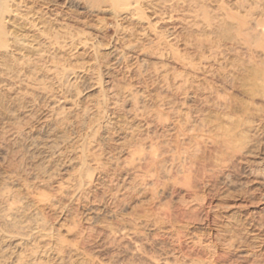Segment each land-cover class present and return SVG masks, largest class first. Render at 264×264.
<instances>
[{
	"label": "rangeland",
	"instance_id": "obj_1",
	"mask_svg": "<svg viewBox=\"0 0 264 264\" xmlns=\"http://www.w3.org/2000/svg\"><path fill=\"white\" fill-rule=\"evenodd\" d=\"M183 3L144 9L148 29L70 0H9L28 16L9 13V43L33 49H12L26 69L0 80V264L61 250L65 264H264V0ZM81 66L87 78L69 76Z\"/></svg>",
	"mask_w": 264,
	"mask_h": 264
},
{
	"label": "bare ground",
	"instance_id": "obj_2",
	"mask_svg": "<svg viewBox=\"0 0 264 264\" xmlns=\"http://www.w3.org/2000/svg\"><path fill=\"white\" fill-rule=\"evenodd\" d=\"M70 1L75 3L76 5H78L86 14H89L90 16H93V17H97V16H101V15L112 16L114 18H119L121 21H124L125 23H128V26L131 25V27L133 25H136V24L142 25L143 23H146L145 24L146 27L144 26L142 28H148L149 29V28H151L152 24H151L148 17H143V15H142L143 10L148 9L150 11V14H151L150 16H153L157 13L158 8L164 7V4H166V2L169 0H70ZM183 1H184V3L186 2V0H183ZM197 4H198V1H197ZM200 6L201 5L197 6L195 4V2H193V3L188 2V4H187L188 8L187 9L190 10L191 8L196 7V9H193L196 12V16L198 17V15L200 14L202 19L205 18L204 20L201 19L200 23H202V21L204 23V21H205V23L209 24L210 20L212 21V19L203 10H201L202 6L201 7ZM15 11H16V8L9 5V0H0V80L1 81L4 80L6 82H9V63H10L12 70L15 69L16 66L18 67V65H20L21 69H24L27 65V62L25 61V56L23 54L19 53L18 51H17L18 52L17 54L16 53H10V51H14L12 49H15L16 46H22L24 48L33 49V46L30 43V41L25 42L23 40L24 43H23V41H22V43L19 42L20 40H22V38H24L23 36H21L22 38L20 40H19L20 36H19V38L12 36V37H14L13 39L11 37L12 44L9 43V31L6 30V24H8V22H9V13H11V16H13L14 19L16 18L18 20H27V17H28V16L26 17L24 14H20L18 11H16V12ZM34 14L37 15L35 12H34ZM33 17H35V16H33ZM41 23H43V22H41ZM32 27H36L39 29V27H37L36 23L35 24L33 23ZM128 29H130V28H127V30ZM245 32H246V30H245ZM132 33L134 34V32H132ZM60 35L61 34H58L57 32H54V33L47 32L46 33L47 37H45L42 33H39V36L41 38H43V39L47 38L48 39L47 43H48L49 47L50 46L53 47L54 45H58L60 43L59 38L64 37V36H60ZM68 37H69V39H72L71 38L72 34L69 32H68ZM84 41L85 40H83L82 42H84ZM47 43H44V44L46 45ZM126 45L129 46V48H130L129 43H127ZM32 51H34L35 55H37L39 57L41 56L39 49H35ZM106 54L109 57H113L114 59H117V57H118V52L115 48H110ZM17 67H16V69H17ZM54 67H56L57 72L59 70L64 69L63 65L55 64ZM14 73H15V71H14ZM68 74H69V76L77 78V79H85L89 75V68H86L85 66H81V68H75V69L70 70V72ZM13 77H14V75H13ZM17 81H19V80H17ZM162 85H161V88H164V86H162ZM92 87H93V85H87L77 94L75 93V91L72 88H70L67 90V95H65L63 97V99H62L63 101H61V102L65 103V104L66 103L72 104V102L76 98L77 99H85V98H87L90 91L92 90ZM42 91L43 90L39 91V93L41 95H46V93L42 92ZM121 93L123 94V97L125 98L126 102H132L133 104L136 103L135 96H138V94L133 89H131L129 87L128 88L124 87ZM141 113H143V112H141ZM138 116H139V114H138ZM157 116L159 117L158 114H157ZM142 150H143L142 148H138L135 150L134 155L136 156L135 158L137 160L141 159ZM51 154H53V153H51ZM96 164H98V163H96ZM178 166H179V164H178ZM11 223H12V219H11V216L9 215V211L5 214L0 211V225L9 226V224H11ZM35 225H36L35 228H38L39 224L35 223ZM38 230H40V229L38 228L37 230H35L33 232L34 236L37 238H40V239H46L47 238L46 234L41 233ZM28 240H29V237L25 234H22L19 237L20 242L28 241ZM128 253H129L131 258L142 257L140 249L135 245H132L129 248ZM53 255L55 256L53 264H65L66 262H68L70 260L69 255L66 253L65 250L64 251H62V250L57 251ZM148 264H160V263L155 261V260L149 259Z\"/></svg>",
	"mask_w": 264,
	"mask_h": 264
}]
</instances>
